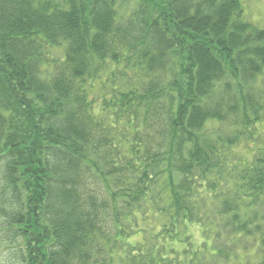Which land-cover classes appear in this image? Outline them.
<instances>
[{
    "label": "trees",
    "instance_id": "trees-1",
    "mask_svg": "<svg viewBox=\"0 0 264 264\" xmlns=\"http://www.w3.org/2000/svg\"><path fill=\"white\" fill-rule=\"evenodd\" d=\"M244 6L0 0L10 257L264 264V25Z\"/></svg>",
    "mask_w": 264,
    "mask_h": 264
},
{
    "label": "rangeland",
    "instance_id": "rangeland-1",
    "mask_svg": "<svg viewBox=\"0 0 264 264\" xmlns=\"http://www.w3.org/2000/svg\"><path fill=\"white\" fill-rule=\"evenodd\" d=\"M244 8L247 17L252 20L254 23L259 25H264V0H244ZM154 222L152 218H148L145 222H140V226L147 230V233L144 235L141 234V238L149 239L153 233H150L151 227L153 226ZM156 230L155 233L158 231L157 222H155ZM188 232L190 235L196 240L197 244L201 243V233L199 228L191 226L188 228ZM140 240L139 238H134L131 240L132 243H136ZM259 255H257L256 249L253 247L252 250L248 253L247 257H244L245 262L252 263L259 259ZM0 264H19L18 259L9 256V252L6 248H2L0 246Z\"/></svg>",
    "mask_w": 264,
    "mask_h": 264
}]
</instances>
